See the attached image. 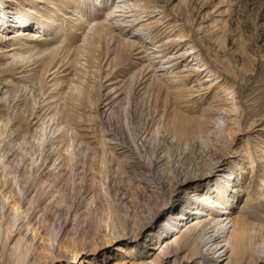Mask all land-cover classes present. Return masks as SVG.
Listing matches in <instances>:
<instances>
[{
	"label": "bare ground",
	"instance_id": "1",
	"mask_svg": "<svg viewBox=\"0 0 264 264\" xmlns=\"http://www.w3.org/2000/svg\"><path fill=\"white\" fill-rule=\"evenodd\" d=\"M172 3L0 0V264H264V224L255 223L264 218L233 212L242 192L249 201L253 189L243 185L255 167L235 138L242 122L246 132L255 122L207 64L196 61L200 54L187 36L166 37L168 29L159 38L163 20L174 15ZM206 24L201 19L195 31L206 33ZM131 58L142 72L124 88L113 74ZM194 71L201 80H192ZM161 87L200 104L213 92L176 140L198 153L190 167L171 164L152 146L167 130L162 118L130 145L121 136L131 130V102L156 101ZM119 110L124 123L117 134L110 122ZM256 153V199H264V151ZM80 164L79 179L91 195L78 192V207L86 206L78 213L63 185ZM138 188L133 203L126 193ZM101 200L106 207L92 219L96 211L87 206ZM107 246L110 252L97 256ZM87 249L90 256L79 255Z\"/></svg>",
	"mask_w": 264,
	"mask_h": 264
},
{
	"label": "rangeland",
	"instance_id": "2",
	"mask_svg": "<svg viewBox=\"0 0 264 264\" xmlns=\"http://www.w3.org/2000/svg\"><path fill=\"white\" fill-rule=\"evenodd\" d=\"M55 0H53L54 2ZM174 8V15L178 18L169 15L163 20V22H169L163 27H159L158 35L162 38L165 35H161L166 30L172 31L166 35H185L189 39L188 45L196 46V50L200 56L196 61L201 60L202 63L207 64L209 70L213 75V79H218L216 82L219 84L227 85L233 92L236 100L241 101L240 107L242 111H246V117L249 121H254L252 131H248V124L246 122L241 123V131L235 138V147H241L244 151L248 152L246 155L251 156L252 163H254V169L252 172L253 178L248 181V185H243V189L252 188L253 191L249 193V201L246 202L242 192L239 196L237 203L233 204V212L235 214L246 213L252 218H264V199H256L261 188L260 178L257 177L260 172L261 163H257V151H264V0H173L171 4ZM6 9V7L4 8ZM8 10V9H7ZM161 10L156 8L155 14L163 16V13H159ZM4 14L0 13V16ZM171 17V18H170ZM181 21V25L174 27L173 23L176 20ZM201 19L206 20L205 29L206 33L199 34L195 31V26ZM162 23V21H161ZM166 26V27H165ZM178 30L177 32H175ZM175 32V33H174ZM72 42L77 39L71 37ZM185 47V46H184ZM183 47V48H184ZM186 48V47H185ZM181 48L178 47V50ZM143 50L144 54L145 50ZM135 53V52H134ZM136 56V55H134ZM133 55L131 57H134ZM153 56V55H151ZM159 61V58L156 60ZM135 63V64H134ZM195 63V62H194ZM193 64V63H192ZM137 63V60L130 59L127 62L120 63L116 72L113 74L118 80L123 81V87H127V80L130 76L137 74L142 69ZM202 66V65H201ZM140 67V68H139ZM182 66H179V68ZM202 68V67H201ZM138 70V71H137ZM176 71H180L177 69ZM68 71L60 74L63 76ZM192 80H201L200 71H194ZM218 77V78H217ZM64 78V77H62ZM67 78V76H65ZM212 79V78H210ZM192 80L186 87H192ZM204 87L209 86V83H203ZM153 92L157 93L158 89L153 87ZM220 90L219 88L216 91ZM212 93L207 96L208 101L202 106L200 100L185 102L183 99L175 97L171 92L161 87L159 96L156 101L150 100L149 102H141L139 99H134L131 102L130 109V121H131V134L122 133L121 136L125 139L126 143L130 145L132 139L136 138L138 133L144 129H147L150 124H153V120L162 118V125H167L166 132L159 133L153 140L154 148L157 150H164L167 153V157L171 164L180 162L184 168L192 166L199 158L197 152L186 151L183 147L178 145L176 141L180 134V128L185 122H188L189 118L198 117L202 107H206L212 99ZM206 93L205 95H207ZM204 95V96H205ZM223 93L219 94V100L222 98ZM201 106V107H200ZM195 107V108H194ZM199 108V111L197 109ZM244 118V119H245ZM124 115L122 111H118L114 114L110 124H112V130L117 134L119 127L124 123ZM109 125V124H108ZM117 129H116V128ZM130 134V135H128ZM175 138V139H174ZM171 139L174 141L171 143ZM155 142V143H154ZM261 156V155H260ZM143 156V162L145 160ZM261 160L264 161V155L261 156ZM147 160H145L146 162ZM81 164L78 165L77 175L73 178L72 182H67L63 185V191L72 199L76 198L74 209L78 208V213L83 212V206L78 207V192L83 191L84 194L87 189L85 183L79 179L81 172ZM89 170V168H87ZM90 171V170H89ZM87 171V177L85 181L91 179L90 172ZM258 173V174H257ZM257 174V175H256ZM88 178V179H87ZM81 182V183H80ZM66 186V187H65ZM86 188V189H85ZM138 191H128L126 196L129 199H134L136 195H140L141 189ZM137 192V193H136ZM143 193V192H142ZM87 195V191H86ZM89 195V196H88ZM87 198L91 193L88 192ZM242 195V196H241ZM78 197V198H77ZM244 198V199H243ZM133 200V203L135 202ZM80 206V205H79ZM89 207L96 212H92V219L95 215L100 214L106 207L104 200L94 202ZM255 223L264 224V220H256ZM91 225L94 226V220H91ZM93 228V227H92ZM80 232L76 235L80 238ZM98 240V239H96ZM111 247L107 246L102 249L97 256L101 257L102 253H108ZM42 251V250H41ZM41 251H39L41 253ZM43 256L45 251H42ZM85 253V255L83 254ZM91 250H83L79 253L80 256H90ZM39 254V253H37ZM88 258H92L88 257ZM80 257H78V260ZM58 262V263H57ZM51 264H76L73 261H52Z\"/></svg>",
	"mask_w": 264,
	"mask_h": 264
}]
</instances>
